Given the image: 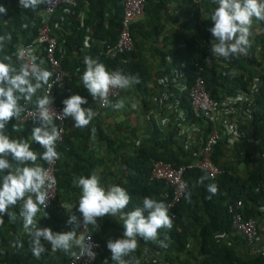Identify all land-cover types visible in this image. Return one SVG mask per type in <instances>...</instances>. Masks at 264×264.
<instances>
[{"label": "trees", "instance_id": "trees-1", "mask_svg": "<svg viewBox=\"0 0 264 264\" xmlns=\"http://www.w3.org/2000/svg\"><path fill=\"white\" fill-rule=\"evenodd\" d=\"M121 1L76 0L77 14L65 18L58 29L51 27V36L58 41L63 51L61 65L68 72L67 87L71 91V95H67L65 90L55 89L56 104L61 110L64 107L63 100L72 95H80L88 101L82 107L92 108L97 114V100L88 93L81 80L86 70L85 57H91L104 64L109 72L119 70L125 75L138 77L140 82L131 87L135 90H144L151 79L150 68L143 59L144 42L149 38L157 40L164 34L169 23L176 26L172 32L173 40L170 41L173 46L168 50L158 49L155 52L157 57L161 58L164 69L166 56L173 58V64L183 61L185 65L183 71L191 83L195 64L203 65L204 82L212 98L217 97L218 88L227 92H234L237 88L246 90L252 81L258 78L251 118H243L240 121V129L246 132L248 138L240 140L236 145L231 146V149L226 148L225 140L217 143L211 158L215 165L223 169V172L215 179H210L206 173L197 169L187 170L183 176L187 190L180 202L169 212L173 227L158 230L156 241H144L137 237L138 247L135 252L124 257L125 261L128 264H137V261L138 264H149L147 252L150 251L163 253L166 263L175 264L179 260V255L186 252L191 243L195 242L199 254L203 256L201 264H233L234 262L263 264L260 256L250 262L241 261L233 250L222 243L220 237L236 233L231 227V217L227 210L229 205L241 201L244 217L254 219L256 207L264 200V20H258L261 32L254 37V43L250 44L246 55L224 58L222 62L227 64V68L218 65L208 66L203 63V59L212 54L208 47V35L203 31L206 25L201 18L199 8H203V5L209 2L216 7L218 4L214 0H201L200 5L193 4L191 0H144V19L135 21L130 28L132 50L114 59H108L103 52L107 46L117 42L123 16ZM171 1H175L176 10L169 7ZM44 3L45 0L35 9H26L19 5V0H0V6L6 9V14L0 13V36H11L10 40L5 39L0 44V61L10 62L19 70L23 63L15 56L16 45L19 41L27 44L35 37L37 29L45 19L42 13ZM58 15L59 11L53 14L51 24ZM80 15H83L82 20ZM31 23H33L32 29ZM23 25L29 27L24 29ZM86 39L87 47L84 45ZM180 43L184 44L181 48L178 46ZM5 57L9 59L4 60ZM40 66L48 71L46 64L42 63ZM151 86L154 91L160 90L154 80ZM43 87L44 85L37 90L30 102L27 101L31 107H37V98L44 96ZM124 92L125 89L122 90L121 96ZM176 101H179V108L184 112L187 124L195 123L201 126L200 120L190 116L188 91H184ZM23 102L25 100L20 99L19 103L22 107ZM149 104L143 101L145 110ZM96 114L89 125L83 128L74 127L71 117L64 118L65 134L56 148L60 158L56 159L55 177L58 182L57 200L66 203L69 208L41 209L36 218L41 221L46 218V221L43 222V226L37 224L38 227H47L54 233H61V225L65 223L64 233L72 230L73 226L67 224L71 212L82 220L76 210L82 191L75 185L74 179L91 176L98 162H102L101 158H97L98 152H93L94 147L97 150L98 144H104L107 154H122L123 171L118 186L124 188L131 197L130 203L124 209L125 212L142 207L145 197L162 201L167 206L169 190L164 183L149 182L151 160H160L179 167L191 163L195 158L194 153L199 152L196 146L187 150L184 148L188 127H185L180 134L181 128L173 126L164 131L155 124L149 123L150 129L146 136L128 140L127 143L125 140L109 137L97 127L99 117ZM17 120L14 118L7 124L6 134L11 139H28L32 150L37 153V160L35 164L29 162L27 166H42L40 155L44 149L30 139L32 129L39 127L40 122H31L20 128ZM53 124L57 128L58 125L55 122ZM187 124L185 123L184 126H188ZM210 130V128L206 129L201 136L203 140ZM115 136L117 137L118 134ZM87 154L95 156L93 162L96 166L87 158ZM240 164L244 166L242 173L237 172L236 169ZM5 174L0 173V183ZM201 177H207L203 184L198 183ZM209 184L217 186L218 191L215 195L206 191ZM189 192L191 196L186 199ZM22 203L23 201H18L8 209L15 214V221H11L7 215L3 216L4 223L0 225V264H68L73 256L72 250L67 253L63 250L53 251L47 242H43L46 252L42 253L39 259L32 255L30 237L24 231L23 218L19 215ZM44 212L47 215L44 216ZM123 231V221L118 216L100 217L95 226L87 225L86 234L100 244L93 264H104L105 260L108 264H115L111 260L107 241L122 238ZM160 241H163L167 247H162Z\"/></svg>", "mask_w": 264, "mask_h": 264}, {"label": "clouds", "instance_id": "clouds-1", "mask_svg": "<svg viewBox=\"0 0 264 264\" xmlns=\"http://www.w3.org/2000/svg\"><path fill=\"white\" fill-rule=\"evenodd\" d=\"M43 2L44 0H19V5L26 9H35ZM214 2L218 7L211 15L212 27L209 28L213 37L210 41L211 54L225 59L246 55L250 47L249 36L253 18L264 20V0H214ZM0 13L6 14L3 6H0ZM5 39L10 40L11 36H0V44ZM35 60L36 57L32 56L30 63L22 64L19 70L10 62L0 61V173H6L0 183V225L4 223V215L15 221V214L8 209L18 201H23L19 215L23 218V229L30 237L31 253L39 259L41 254L46 252L43 242L50 244L53 251L63 250L66 253L74 247H85L84 237L77 234V228H81L82 224L95 226L100 217L118 216L123 221V237L108 240L107 248L115 264H128L124 257L136 251L137 237L144 241H156L158 230L173 227L169 208L162 201L145 197L142 207L125 212L124 209L131 200L127 191L118 185L107 188L101 186L100 177L95 172L87 178L81 176L74 179V183L82 190L76 209L82 220L71 212L67 221L68 225L73 226L71 231L63 233V229L61 233H54L50 228L37 226L35 218L42 207L43 209L47 207L49 194L46 188L51 187L53 181L42 166H27L29 162L35 164L37 160V153L32 150L28 139H11L5 131L7 124L14 118L18 119L23 111L20 99L30 102L37 90L48 84L52 75L36 64ZM84 63L86 70L81 77L83 85L93 99L102 103L107 102L110 89L124 90L140 82L138 77L125 75L119 70L109 72L104 64L91 57H85ZM53 102L49 94L37 98L40 126L32 129L30 137L31 141L43 147L45 151L41 159L49 163L60 158L55 148L60 131L53 124L54 116L71 117L76 128L88 126L95 116L92 108L82 107L88 101L80 95H72L63 100L64 107L59 115L51 107ZM124 104V100L121 99L110 106L114 110H120ZM205 179L207 177H201L198 183L203 184ZM206 191L215 195L218 189L215 184H209ZM190 196L191 193H187L186 199ZM45 215L47 213L44 212ZM88 239L91 241V237ZM160 244L167 247L163 241H160ZM94 246L92 243L86 246L89 255L95 256L92 251ZM72 254L75 255L74 252ZM104 264H108V261L105 260Z\"/></svg>", "mask_w": 264, "mask_h": 264}, {"label": "built area", "instance_id": "built-area-1", "mask_svg": "<svg viewBox=\"0 0 264 264\" xmlns=\"http://www.w3.org/2000/svg\"><path fill=\"white\" fill-rule=\"evenodd\" d=\"M191 1L195 5L201 4V0ZM76 5V0H45L42 12L45 19L37 29L35 37L27 44L19 41L14 52L15 56L23 64L30 63L32 56L36 57V64L40 65L41 61H43V64H46L48 71L52 75L49 78L48 84L43 87V94L44 96L49 94L53 98L54 102L51 107L57 115L62 110L56 104L55 89L65 90L67 95H71V91L67 87L68 72L61 65V54L63 51L58 41L51 36V27L58 29L65 18L75 16L77 14L75 10ZM121 5L123 16L117 42L111 46H107L103 52L108 59H114L118 55L132 50L131 25L144 15V0H122ZM58 11V18L51 24V17ZM199 11L201 15H204L205 11L203 8H199ZM80 19H83V15H80ZM26 27L28 28L29 26L23 25L24 29ZM31 27H33V23L30 24ZM203 31L208 35V47H210V41L213 37L211 36L209 27H205ZM84 45L85 47L88 46L87 39ZM178 46L181 48L184 44L180 43ZM223 59L220 56L208 55L204 57L203 63L208 66L218 65L227 68V64L222 62ZM164 61L165 69L163 68V72L154 80L160 90L154 93L148 108L144 111L145 120L151 125L155 124L156 127L164 129V131L171 129L173 126L181 128L180 134H182L185 127H188L186 129L184 148L187 150L196 146L199 150L198 153H194L195 158L191 163L179 167L173 166L168 162L151 160L149 182L162 181L164 183L167 190H169L167 207L169 208V212H171L187 190V183L183 179L184 173L187 170L197 169L202 173H206L210 179H215L223 172V169L215 165L211 158L213 149L217 143L225 140L226 148L231 149V146L236 145L240 140L248 138L246 132L240 129V121L243 118H251L258 78L256 77L246 90L237 88L234 92H227L218 88L217 97L212 98L207 92L204 82L203 65L195 64L193 81L190 83L186 73L183 71L185 67L183 61L173 64V58L170 56H166ZM184 91H188L191 107L190 116L193 119L200 120L201 126L195 123L193 125L187 124L185 114L179 108V101H176V98L181 96ZM121 92L122 90L118 88L110 89L107 102L102 103L97 100V114H102L106 109L111 107L110 104L116 103L120 99ZM17 121L20 128L31 122H39L37 107H31L27 101L23 102V113ZM53 122L58 125L57 129L60 131V138L55 145V148H57V144L62 142L65 134L64 118L54 116ZM185 123L188 126H184ZM209 128L211 130L207 133L206 139L203 140L201 136ZM43 152L40 157L43 155ZM42 166L48 171L53 182L51 187L46 188L49 194L47 207L45 209L42 207L41 209L69 208L66 203H60L57 200L56 160L49 163L42 159ZM182 185L185 187H182ZM227 210L231 217L232 229L242 238L251 255L264 256V246H258L259 239L256 223L254 219H246L244 217L241 201L229 205ZM81 229L83 232L82 236L84 237L83 245L85 247H78L74 252L75 255L68 261V264H93L100 249V244L93 240L90 235L86 234L87 226H83L82 224ZM60 231H63V229ZM88 237H91V241H89ZM90 243L95 245L92 249L95 256L89 255L86 251V246ZM233 264L240 263L234 262Z\"/></svg>", "mask_w": 264, "mask_h": 264}, {"label": "crops", "instance_id": "crops-1", "mask_svg": "<svg viewBox=\"0 0 264 264\" xmlns=\"http://www.w3.org/2000/svg\"><path fill=\"white\" fill-rule=\"evenodd\" d=\"M175 6H176L175 1H171L169 7L175 9ZM203 8L205 10V13L204 15L201 16V18L205 22L206 25L205 27L210 28L212 27L211 15L217 7L214 6L213 3L209 2L207 4H204ZM179 18L182 19L181 17ZM141 19H144V15L138 20ZM175 27H176L175 25L169 23L167 24L164 34L160 36L157 40L156 39L153 40L154 38H149L147 41L144 42L143 59L144 62L150 68L149 73L151 78L148 81V84L144 87V90H135V88L133 87L125 89L124 94L119 99V100L123 99L125 102L124 107L122 109L114 110L112 107H109V109L103 112L102 114L95 113L97 117H99V119H97L96 126L101 128V130L105 134L109 135V137L113 139L117 138V139L125 140L126 142L130 140L128 136L126 137L123 136V134L125 133H127V135L130 134L131 130L129 129V127L123 128L122 124L120 123H115L111 119L108 122V119L107 120L104 119V116L106 115L107 117H112L114 115H117L118 113H124L125 111H129V110L135 111V113H137L136 120H134V123L136 121V128L138 129L140 134L139 138H141L143 135L145 136L147 135L150 127H149V122L145 120V114H144L145 109L143 107V101L146 103L151 102V98L156 91V90L154 91L153 87L151 86L152 81L155 80V78L163 72L161 58L157 57L155 52L158 49H160L161 51H165L173 46L170 41L173 40L171 38H173L172 32L176 29ZM250 32L251 34L249 36V42L250 44H253L254 37L261 32L260 24L256 18H253V23ZM132 89L135 91V94H133L134 91H132ZM128 94H133V95H131L127 99H124V96ZM137 98L140 99L141 105L138 103ZM131 128L134 129L135 127L133 128L131 126ZM115 134H118L119 138L116 137ZM139 138H135V139H139ZM96 148L97 150L94 147L93 152L94 153L98 152L97 158L99 159L101 158L102 162H98L96 166L95 162H93L95 156L92 157L89 154H87V158L90 159L93 162V164L96 166L93 172L99 175L101 186L107 188L112 185H118V183L120 182L121 173L123 171L122 162H121L122 154L120 153L118 155L107 154V152L105 151L104 144L101 145L98 144ZM112 158L114 159L113 161ZM236 169L237 172L242 173L244 170V166L240 164L236 167ZM79 190L82 191L80 187ZM254 215H255L254 221L256 223L258 230V239H259L258 246L263 247L264 246V200L261 202V204L258 207H256ZM44 221H46V218L42 221L39 218H36V222L39 225L43 226ZM65 227H66L65 223L61 225V229H64ZM77 234L83 235V232L81 231L80 227L77 229ZM220 238L222 240V243L226 247L233 250L235 256L241 261L250 262L255 257H258L251 255L246 244L237 233H233L230 236L227 235L221 236ZM77 249L78 247H74L72 249V252H75ZM147 254L149 258V264H168L163 258V253L161 254L158 252L151 253L150 251H148ZM260 257L264 264V256H260ZM202 260H203V256L199 254L198 246H196V243L193 242L191 243V246H189L186 252L179 255V260L176 261L175 264H201Z\"/></svg>", "mask_w": 264, "mask_h": 264}, {"label": "rangeland", "instance_id": "rangeland-1", "mask_svg": "<svg viewBox=\"0 0 264 264\" xmlns=\"http://www.w3.org/2000/svg\"><path fill=\"white\" fill-rule=\"evenodd\" d=\"M132 91H134V90L132 89ZM133 94H135V91ZM133 94H128V95L124 96V99L129 98ZM138 103L141 105L140 99H138ZM136 115H137V113H135V111L129 110V111H125L124 113H118L117 115H114L112 117H107V115H106V116H104V119H106V120L108 119V122L111 119L115 123H120V124H122L123 128L129 127V129L131 130L130 134L127 135V133H125V134H123V136H125V137L128 136L130 138V140H134L135 138H139V136H140L139 131L136 128V121L134 123V120H136ZM131 126L133 128L134 127L135 128L132 129ZM117 137L119 138V136H117Z\"/></svg>", "mask_w": 264, "mask_h": 264}]
</instances>
